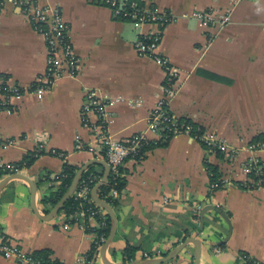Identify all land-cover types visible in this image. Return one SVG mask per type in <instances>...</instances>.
Wrapping results in <instances>:
<instances>
[{"label":"crops","instance_id":"1","mask_svg":"<svg viewBox=\"0 0 264 264\" xmlns=\"http://www.w3.org/2000/svg\"><path fill=\"white\" fill-rule=\"evenodd\" d=\"M28 1L61 11L79 63L75 74H65L42 96L33 93L46 71V39L17 4L5 1L0 7V78L23 90L12 111L0 106V144L12 141L0 147V163L18 166L35 155L18 173L38 184L37 213L26 181L14 179L0 191V240L56 264H87L92 237L81 226L64 229L69 213L63 209L49 221L40 216L61 201L54 203L67 164L79 171L93 160L105 162L76 149L78 141L92 139L82 113L93 91L110 103L108 129L115 140L142 133L153 139L150 113L166 98L173 115L240 150L231 159L193 137L177 136L137 161L128 160L122 167L126 186L113 207L118 230L106 259L117 264L161 259L193 238L202 249L199 264H264V184L255 187L244 171L251 156L264 160V153L247 149L264 136V0L234 5L231 0H139L140 6L171 16L159 52L181 74L169 97L165 69L136 50L138 39L157 26L117 19L110 8L90 0ZM211 9H231L230 22L204 27L193 17ZM40 144L44 148L37 152ZM90 167L103 177V166ZM210 168L217 181L212 182ZM0 173V182L15 174L1 168ZM219 181L226 182L212 189ZM102 248L92 264H104ZM0 264L20 263L0 257ZM164 264H196L194 244Z\"/></svg>","mask_w":264,"mask_h":264},{"label":"built area","instance_id":"2","mask_svg":"<svg viewBox=\"0 0 264 264\" xmlns=\"http://www.w3.org/2000/svg\"><path fill=\"white\" fill-rule=\"evenodd\" d=\"M5 1H11L22 8L25 16L32 22L34 29L41 33L47 42L48 57L46 71L36 81L33 93L42 96L49 91L59 78L65 74H75L79 61L76 59L72 46L68 38V26L64 23L61 11L56 7H41L33 1L28 0H0V7L4 6ZM92 3L108 7L112 10L114 17L134 22L137 25L157 26L156 32L142 36L136 42V50L142 57L152 59L155 63L163 67L167 73V79L164 87L166 97L172 95L177 89L180 71L172 67L169 60L159 52V45L162 39V30L170 21L171 16L167 12H160L155 8H148L145 5L140 6L131 0H90ZM238 0H231V4H236ZM231 9L221 13L217 9L206 11H197L193 17L197 19L204 27H221L230 22ZM23 90L12 85L9 81L0 78V106L12 111V101L20 97ZM110 103L103 100L91 91L87 95V103L82 113V122L90 129L91 141L76 143L77 150H86L99 159L104 160L113 177H122L121 168L128 160L137 161L138 158L146 153V148L150 145H164L172 138L177 136H190L205 143L210 151H219L225 153L231 159L239 156L240 150L228 145L227 142L215 138L213 135L204 131L200 126H193L186 121H181L173 115L169 108L167 99L164 98L158 102L150 113L148 120L149 133L154 137L150 139L146 134H138L129 139L118 141L110 135L108 126L111 122V114L108 110ZM97 115V121L92 122L90 115ZM12 141L2 142L0 147L7 148ZM44 145L40 144L37 152H40ZM251 153H264V141L254 142L247 146ZM57 156L64 157V154L54 152ZM0 168L5 173H18L19 167L12 163H0ZM244 171L255 187H262L264 178V160L256 155L251 156L244 165ZM251 176L258 180L254 181ZM102 180V176L95 177V185ZM226 181H219L212 184V189H217L224 185ZM55 183V181H54ZM58 183V182H56ZM108 185V180L103 186ZM93 189L86 180L78 183V186L72 196L77 206L75 210L68 214V221L64 224V229L68 230L74 225L81 226L92 237V249L97 253L106 243L110 225L109 215L104 208L98 205L92 197ZM99 192V190H98ZM99 195V194H98ZM119 195L114 186L109 189L107 197L113 199ZM0 257L9 260H15L20 264H43V262L29 254L21 247L15 244L0 240Z\"/></svg>","mask_w":264,"mask_h":264},{"label":"water","instance_id":"3","mask_svg":"<svg viewBox=\"0 0 264 264\" xmlns=\"http://www.w3.org/2000/svg\"><path fill=\"white\" fill-rule=\"evenodd\" d=\"M94 164H98L101 165L105 168V173L102 177V180L94 187L93 189V193H92V197L93 200L100 205L102 208H104L106 210V212L108 213L110 220H111V227H110V232H109V236L108 239L106 241V243L104 244L102 251H101V256H102V260L104 264H117V263H112L110 261H108L106 259V252L108 251V249L110 248V246L112 245L116 234H117V230H118V219H117V214L113 208V206L108 203L107 201L101 199L98 195V190L103 186V184L105 182H107L108 177L110 175V168L108 166L107 163L100 161V160H93L90 163L86 164L84 167H82L76 174L74 180L72 181L71 186L69 187L68 191L65 193V195L62 197L61 201L55 206V208L48 213L46 216H40V218L44 221H49L54 219L58 213L64 209L65 204L68 202V200L73 196L78 183L84 173L85 170H87V168H89L90 166L94 165ZM14 179H22L24 181H26L31 189V194H32V206H33V210L35 211V213L38 212L37 207H36V192L38 189V184L35 183L34 181H32L30 178L26 177L23 174L20 173H15V174H11L10 176L6 177L5 179H3L0 182V191L12 180ZM188 243H193L195 246V258H196V264H199L200 262V258H201V245L200 242L196 239H189L186 243L176 247L172 252H170L166 257H163L161 259H155V260H135L132 261L130 263H126V264H164L167 262H170L172 260H174L179 253L186 247V245Z\"/></svg>","mask_w":264,"mask_h":264},{"label":"trees","instance_id":"4","mask_svg":"<svg viewBox=\"0 0 264 264\" xmlns=\"http://www.w3.org/2000/svg\"><path fill=\"white\" fill-rule=\"evenodd\" d=\"M136 2L137 4L140 5V1L139 0H131ZM125 20V19H123ZM181 121H186L187 123L192 124L193 126H197L196 124L192 123L191 121L187 120V119H181ZM260 141H264V136H259L256 138L255 142H260ZM161 145H150L148 148H146V152L154 147H158ZM143 157V156H142ZM36 156L35 155H31L30 157H27L24 162H22V164L18 165L19 169L23 168V167H30L34 161L36 160ZM141 158H138V160ZM78 169L70 166V165H66L64 168V172L63 174L60 176V179L62 180V184L59 187V192H58V196L56 197V202L54 203H58L62 197L65 195V193L68 191L69 187L72 184V181L74 180L76 174H77ZM210 172L213 173V177H211L212 182L213 181H217L219 178L216 175V170L213 168H210ZM120 173L122 174V177H113L111 174L108 177V185L102 186L99 189V197L105 201H107L108 203H110L113 207H115L117 204V201H115V199L111 198V197H107V193L109 191V189H111L113 186L114 188L118 191V193H121L125 186H126V181L125 178L123 177V169L121 168ZM1 175V173H0ZM97 176H101L99 173H97L94 169V167H90L88 170H86L82 177H81V182L83 180H86V182L88 183V185L91 188H94L95 182H93V180H95V177ZM262 178H264V171H263V175ZM217 179V180H216ZM45 202V201H44ZM77 206V203L75 202L74 198H70L68 200V202L65 204L64 209L68 212L71 213L75 210V207ZM109 225L111 227V220L109 219ZM110 232V231H109ZM130 255H132L134 253L130 252ZM95 257V251L94 249H92L90 251V253L87 255V264H92L93 259ZM39 260H41L43 262V264H56V262H52L50 260H46L43 258H37ZM246 264H253V262L248 261Z\"/></svg>","mask_w":264,"mask_h":264}]
</instances>
